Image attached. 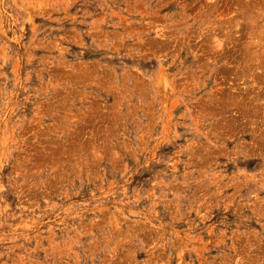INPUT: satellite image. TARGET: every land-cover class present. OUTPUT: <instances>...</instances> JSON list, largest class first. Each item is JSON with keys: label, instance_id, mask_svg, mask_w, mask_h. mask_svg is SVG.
Returning a JSON list of instances; mask_svg holds the SVG:
<instances>
[{"label": "rangeland", "instance_id": "1", "mask_svg": "<svg viewBox=\"0 0 264 264\" xmlns=\"http://www.w3.org/2000/svg\"><path fill=\"white\" fill-rule=\"evenodd\" d=\"M0 264H264V0H0Z\"/></svg>", "mask_w": 264, "mask_h": 264}]
</instances>
